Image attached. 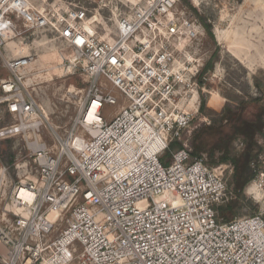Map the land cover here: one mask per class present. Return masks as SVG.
<instances>
[{"label":"built area","instance_id":"obj_1","mask_svg":"<svg viewBox=\"0 0 264 264\" xmlns=\"http://www.w3.org/2000/svg\"><path fill=\"white\" fill-rule=\"evenodd\" d=\"M177 3L99 0L88 10L0 0V50L20 35L18 23L49 32L69 50V71L86 81L60 137L23 82L34 57L5 61L0 101L16 122L0 128V140L20 136L35 174L14 180L0 163V264H264L263 214L216 216L232 199L224 177L232 167L191 156L208 79L188 49L202 28L177 14ZM118 98L125 105L106 120L104 107ZM261 166L252 186L263 199Z\"/></svg>","mask_w":264,"mask_h":264},{"label":"rangeland","instance_id":"obj_2","mask_svg":"<svg viewBox=\"0 0 264 264\" xmlns=\"http://www.w3.org/2000/svg\"><path fill=\"white\" fill-rule=\"evenodd\" d=\"M43 1L50 7L76 4L88 10L95 9L99 2V0ZM125 1L134 4L137 0ZM34 3L38 5L41 0H34ZM108 13L106 10L102 12L105 17ZM176 13L184 14L201 26L202 34L188 49L196 59L203 61L204 65L207 63L212 65L211 70L204 75L208 79L205 91H199V113L191 125L192 134L194 129L207 126L210 122L209 117L200 112L202 102L207 111L228 102L230 96L244 102L262 97L261 91L254 85V79L264 85V0H178ZM103 26L106 30L113 29L111 22ZM205 26H208L209 33ZM18 27L20 35L7 39L0 50V82L9 78L5 68L7 58L33 56L34 64L25 74L23 82L53 131L63 137L82 102L86 81L77 72L65 70L67 65L62 61V57L68 56L69 50L53 34L25 32L20 23ZM103 35L100 33L101 37H104ZM107 90L117 96L109 87ZM229 103L235 106L234 102ZM124 105L118 98L116 106L104 107V118L109 120ZM250 115L249 111L244 113L245 118L251 119ZM262 118L264 119V116ZM15 122V116L11 115L6 104L0 101V128ZM44 135V139L51 144L48 136L45 133ZM234 147L239 150L242 144L240 146L239 142H235ZM201 158L205 161L206 155ZM163 160L169 163L170 156L166 154ZM262 161L263 156L260 157V162ZM0 163L8 167L14 180L35 174L34 165L26 154L20 136L0 140ZM231 175L228 172L224 173L226 183ZM252 185L253 181L243 191L246 204L238 210L232 205L233 219L259 213H262L264 218V198L249 196V188ZM228 191L232 194V187L228 186ZM231 200L229 201L234 202Z\"/></svg>","mask_w":264,"mask_h":264},{"label":"trees","instance_id":"obj_3","mask_svg":"<svg viewBox=\"0 0 264 264\" xmlns=\"http://www.w3.org/2000/svg\"><path fill=\"white\" fill-rule=\"evenodd\" d=\"M205 30L209 33L208 26H205ZM211 67V63L205 64L201 75L209 72ZM254 85L261 91L262 97L244 102L230 96L228 102L207 111L202 102L200 112L206 114L210 122L207 126L194 129L190 136L192 158L206 155L204 163L208 168L230 165L233 169L227 184L232 187L231 201L234 202L221 208L222 213L231 212L233 206L238 210L246 204L243 191L255 179L261 168L260 157H264V85L257 79H254ZM229 102H234L235 106H231ZM247 111L250 112L251 119L244 117ZM235 142L242 144V148L236 150ZM178 148L179 145L173 143L170 151Z\"/></svg>","mask_w":264,"mask_h":264},{"label":"crops","instance_id":"obj_4","mask_svg":"<svg viewBox=\"0 0 264 264\" xmlns=\"http://www.w3.org/2000/svg\"><path fill=\"white\" fill-rule=\"evenodd\" d=\"M229 202L230 201H228L227 203H225L223 205H220L219 207L216 208L217 219L221 218V219H223L226 222L227 221H231L233 219V216H232L231 212H229V213H222L221 212V208L229 206Z\"/></svg>","mask_w":264,"mask_h":264},{"label":"bare ground","instance_id":"obj_5","mask_svg":"<svg viewBox=\"0 0 264 264\" xmlns=\"http://www.w3.org/2000/svg\"><path fill=\"white\" fill-rule=\"evenodd\" d=\"M86 29L89 30V31H91V28H90L89 26H87ZM198 63H200V61H198ZM65 70L69 71V69H67V68H65ZM91 113H92V112H90V115H91ZM249 189H250V190H249L250 192H254L255 197H259V196H260V194L257 193V191H255V189H254L253 186H251Z\"/></svg>","mask_w":264,"mask_h":264}]
</instances>
